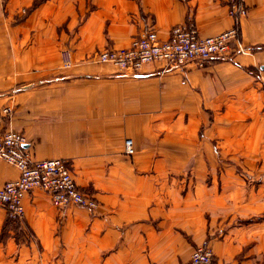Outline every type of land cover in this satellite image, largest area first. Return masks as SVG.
<instances>
[{
    "label": "crops",
    "instance_id": "1",
    "mask_svg": "<svg viewBox=\"0 0 264 264\" xmlns=\"http://www.w3.org/2000/svg\"><path fill=\"white\" fill-rule=\"evenodd\" d=\"M36 1L0 0V110L15 109L0 133H24L33 160L69 161L77 185L99 206L62 210L41 190L28 195L25 221L42 249L31 242L20 258L31 259L26 264H39L37 258L42 264H181L209 241L211 264H264V222L237 225L239 211L223 216L189 191L181 196L178 163L187 165L194 155L163 153L164 146L178 145L183 127L193 136L196 114L224 113L246 106L245 100L262 111L264 0H244L248 15L240 21L239 39L249 54L234 52L202 70L148 64L139 73L99 68L86 59L129 47L149 29L162 40L186 23L204 37L221 34L235 24L225 1L88 0L94 9L72 34L77 61L67 71L58 61H19V33L46 19L71 17L73 24L86 0H45L32 9ZM24 11H30L28 19L18 24ZM48 33L43 29L38 40L44 50L50 48ZM20 82L29 85L13 92ZM126 139L134 141L133 156L124 154ZM18 176L16 167L0 161V188ZM4 212L0 207V226Z\"/></svg>",
    "mask_w": 264,
    "mask_h": 264
},
{
    "label": "rangeland",
    "instance_id": "2",
    "mask_svg": "<svg viewBox=\"0 0 264 264\" xmlns=\"http://www.w3.org/2000/svg\"><path fill=\"white\" fill-rule=\"evenodd\" d=\"M44 1L39 0L37 3L39 2L40 5ZM74 3L72 2L73 7ZM82 3L83 13L75 19L73 24H71V17L46 19L35 28L31 27L27 31L20 30L19 61H58L60 70H69L74 61H77L73 55L74 49L70 47L72 34L85 24L90 12L94 9L88 0ZM78 5L79 2H77ZM29 13L30 11L23 12L22 16L17 19L18 24H24ZM70 25L75 26L72 28V32H69ZM43 29H49L51 32L44 38L51 40L50 48L45 50L39 43L42 41V36H39ZM33 45L40 47L34 49ZM64 51L69 52L72 59V65L68 68H64L62 65ZM86 61L94 63L89 59ZM94 65L99 68H107V64L96 63ZM111 68L118 71L116 68ZM28 85V82H20L18 88L15 87L11 90L14 92L18 89L20 92ZM252 104L253 100H245L244 105L246 106L232 107L224 113L215 114L212 110H206L203 114H196L195 123L197 126L193 131V136L189 135L186 128L183 127L180 130L178 145L172 143L163 148L164 154L182 156L192 153L194 155L192 161L187 165L183 162L178 163L177 169L180 174L175 181L177 187H184L181 190V196L185 197L189 191L196 201L208 203V207L218 209L217 213L223 214V216L226 213L235 214L239 211L243 215V219L239 218L237 225L242 226L264 222V107H262V111L261 109L258 111L252 108ZM12 108V115L4 122H10L15 115V109ZM187 121L188 117L185 119V125ZM203 174L205 176H202ZM255 213L257 215H250ZM31 242L39 251L42 249L41 244L34 241V233L25 220L13 221L4 212L0 226V264H26L31 261L29 258H20L19 256L21 250L31 248ZM37 259L39 264H42L43 259ZM32 261H36V259Z\"/></svg>",
    "mask_w": 264,
    "mask_h": 264
},
{
    "label": "built area",
    "instance_id": "3",
    "mask_svg": "<svg viewBox=\"0 0 264 264\" xmlns=\"http://www.w3.org/2000/svg\"><path fill=\"white\" fill-rule=\"evenodd\" d=\"M228 14L235 21L232 28L215 36H201L194 23H186L172 29L167 40L159 38L154 29L134 38L129 47L108 48L96 52L89 60L94 63L107 64L119 72L139 73L148 64L162 65L163 70L170 68H186L194 65L197 69L206 68L214 59H224L234 52L249 54L240 42V21L248 15L244 0H224ZM25 12V11H24ZM62 65H72L69 52L62 54ZM13 113L10 105L0 110V124ZM27 137L13 129L0 133V161H5L19 171V176L10 180L0 188V207L5 209L13 221L26 219L25 198L41 190L51 197L54 207L66 209L78 206L91 211L97 210L99 203L95 197L81 190L65 159H48L36 161L27 148ZM125 154H135L132 139H126ZM214 258L209 241L196 247L188 261L181 264H211Z\"/></svg>",
    "mask_w": 264,
    "mask_h": 264
},
{
    "label": "trees",
    "instance_id": "4",
    "mask_svg": "<svg viewBox=\"0 0 264 264\" xmlns=\"http://www.w3.org/2000/svg\"><path fill=\"white\" fill-rule=\"evenodd\" d=\"M37 1H39V0H37ZM37 1L34 3L32 9L36 8V7L39 5V2L37 3ZM82 191H83V190H82ZM84 192L87 193L86 191H84Z\"/></svg>",
    "mask_w": 264,
    "mask_h": 264
}]
</instances>
